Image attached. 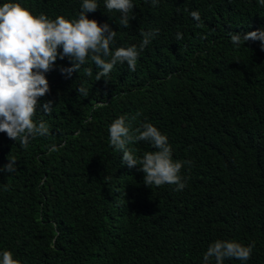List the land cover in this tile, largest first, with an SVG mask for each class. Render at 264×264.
<instances>
[{"label":"trees","instance_id":"1","mask_svg":"<svg viewBox=\"0 0 264 264\" xmlns=\"http://www.w3.org/2000/svg\"><path fill=\"white\" fill-rule=\"evenodd\" d=\"M12 2L53 20L77 19L82 4ZM132 2L128 28L104 0L87 16L116 31L113 51L139 50L141 32L159 29L135 72L117 64L107 82L97 81L89 60L66 78L61 69L71 63L58 59L39 101H51L52 111L38 106L33 117L49 134L22 147L0 133V168L16 161L14 172L0 171V260L10 251L20 264H204L221 240L255 244L248 261L224 264H264V51L259 41L236 47L229 38L264 29V7L257 0ZM121 116L131 131L151 123L167 136L174 161L191 162L181 169L182 191L146 187L143 172L123 165L108 132ZM128 147L138 159L154 151L146 141Z\"/></svg>","mask_w":264,"mask_h":264},{"label":"clouds","instance_id":"2","mask_svg":"<svg viewBox=\"0 0 264 264\" xmlns=\"http://www.w3.org/2000/svg\"><path fill=\"white\" fill-rule=\"evenodd\" d=\"M257 2L264 7V0ZM145 3L155 7L159 0H145ZM104 6L109 12L121 14L120 24L125 28L130 27V21L135 19L134 16L130 17L134 8L132 0H104ZM97 10V0H82L77 19L68 20L64 16H57L53 20L44 14L33 15L30 10L12 0L0 5V133H6L14 142L19 140L22 147H26L30 139L49 134L48 125L43 121L37 124L33 117L38 106L45 113L52 111L51 101L42 107L39 101L50 92L46 74L54 69L58 59L63 61L67 58L71 63V67L61 69L66 78H71L72 73L78 72L89 60L98 69L95 77L97 81L103 79L107 82L106 78L117 64L126 63L129 71H136L141 52L159 34V29L141 32L143 40L139 50L133 45L113 51L111 45L116 31L108 24L100 25L87 16ZM190 15L195 21H201L198 11H192ZM229 38L236 47L259 41L264 51V29L244 34L230 33ZM176 39H182V34L178 32ZM92 72L91 67L85 69L89 77ZM77 91L88 95V90L83 86ZM108 132L110 146L122 153L123 165L129 169L137 167L138 171L143 172L146 187L175 185L176 191L186 187V181L180 173L182 167L191 162L174 161L167 136L151 123L131 131L125 117L121 116L110 124ZM139 141L149 142L154 151L138 159L128 146ZM8 161L0 171H15L16 161ZM254 247V242L244 246L235 241L217 240L204 253V264H209L211 258H215L216 264H224L225 259L248 261ZM0 264L20 262L13 258L10 251H4Z\"/></svg>","mask_w":264,"mask_h":264}]
</instances>
